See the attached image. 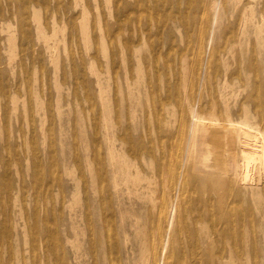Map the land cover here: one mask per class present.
Returning <instances> with one entry per match:
<instances>
[{
  "label": "rangeland",
  "instance_id": "374dc122",
  "mask_svg": "<svg viewBox=\"0 0 264 264\" xmlns=\"http://www.w3.org/2000/svg\"><path fill=\"white\" fill-rule=\"evenodd\" d=\"M194 115L264 131V0H0V264H146L154 239L264 264V196L195 167Z\"/></svg>",
  "mask_w": 264,
  "mask_h": 264
},
{
  "label": "bare ground",
  "instance_id": "6f19581e",
  "mask_svg": "<svg viewBox=\"0 0 264 264\" xmlns=\"http://www.w3.org/2000/svg\"><path fill=\"white\" fill-rule=\"evenodd\" d=\"M245 19L246 16L244 15L243 21ZM193 119L188 156L192 157L195 167L206 174L212 175L213 182H223L225 178H229V182H238L245 187L254 189L257 194L260 192L264 196V131L254 128L244 121L235 123L231 118L228 119L227 125L222 124L216 117L194 115ZM174 159L172 157L170 161ZM172 161L170 163H173ZM160 204L158 206V225L161 226L166 221L167 225L170 224L169 227H172L177 218L176 206L172 203L169 207L167 202ZM247 217L250 219L249 225L255 235L257 233L256 223L252 213ZM226 220H228V224L224 227L225 231L229 233L233 228L232 245L236 246L239 242L236 225L243 224L245 218L242 216L235 218L228 215ZM171 231L172 229L170 232L168 230V238L171 236ZM214 232L215 230L208 232L207 239H211V233ZM222 232L224 235L228 234ZM152 242L148 246L146 264H150V261H154L155 264H169L172 257V252L168 247L169 241L165 243L154 239ZM159 243L160 251L158 249Z\"/></svg>",
  "mask_w": 264,
  "mask_h": 264
}]
</instances>
